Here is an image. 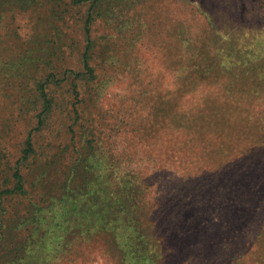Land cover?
<instances>
[{
	"label": "rangeland",
	"instance_id": "obj_1",
	"mask_svg": "<svg viewBox=\"0 0 264 264\" xmlns=\"http://www.w3.org/2000/svg\"><path fill=\"white\" fill-rule=\"evenodd\" d=\"M0 264H264V0H0Z\"/></svg>",
	"mask_w": 264,
	"mask_h": 264
},
{
	"label": "trees",
	"instance_id": "obj_2",
	"mask_svg": "<svg viewBox=\"0 0 264 264\" xmlns=\"http://www.w3.org/2000/svg\"><path fill=\"white\" fill-rule=\"evenodd\" d=\"M84 58H85L86 66H87V59H86V56H85Z\"/></svg>",
	"mask_w": 264,
	"mask_h": 264
}]
</instances>
